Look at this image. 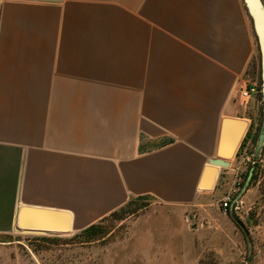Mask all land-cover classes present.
Segmentation results:
<instances>
[{
    "label": "crops",
    "instance_id": "obj_1",
    "mask_svg": "<svg viewBox=\"0 0 264 264\" xmlns=\"http://www.w3.org/2000/svg\"><path fill=\"white\" fill-rule=\"evenodd\" d=\"M255 56L243 0H0V236L21 207L81 232L149 198L131 243H177L154 210L196 202Z\"/></svg>",
    "mask_w": 264,
    "mask_h": 264
},
{
    "label": "rangeland",
    "instance_id": "obj_2",
    "mask_svg": "<svg viewBox=\"0 0 264 264\" xmlns=\"http://www.w3.org/2000/svg\"><path fill=\"white\" fill-rule=\"evenodd\" d=\"M255 42L243 87L253 84L257 94L242 106L238 94V119L247 127L229 167L219 169L215 183L202 189L195 203L154 210L182 214L185 234L177 243H131L130 219L152 204L143 198L97 223L92 239L74 231L0 236V264H264V92L256 36ZM226 197L231 207L224 213ZM166 248L171 251L161 250Z\"/></svg>",
    "mask_w": 264,
    "mask_h": 264
},
{
    "label": "water",
    "instance_id": "obj_3",
    "mask_svg": "<svg viewBox=\"0 0 264 264\" xmlns=\"http://www.w3.org/2000/svg\"><path fill=\"white\" fill-rule=\"evenodd\" d=\"M243 2L250 16L259 46L264 92V10L261 0H243ZM246 127V122L238 118H225L222 120L215 158L208 161V166L203 171L201 189H210L218 170L229 167L228 161L234 156ZM13 231L29 235L68 233L70 231V216L67 213L54 210L21 207Z\"/></svg>",
    "mask_w": 264,
    "mask_h": 264
},
{
    "label": "built area",
    "instance_id": "obj_4",
    "mask_svg": "<svg viewBox=\"0 0 264 264\" xmlns=\"http://www.w3.org/2000/svg\"><path fill=\"white\" fill-rule=\"evenodd\" d=\"M257 94V88L253 84L245 85L239 92V105H245ZM221 209L224 213L231 207V199L226 197L222 200Z\"/></svg>",
    "mask_w": 264,
    "mask_h": 264
},
{
    "label": "trees",
    "instance_id": "obj_5",
    "mask_svg": "<svg viewBox=\"0 0 264 264\" xmlns=\"http://www.w3.org/2000/svg\"><path fill=\"white\" fill-rule=\"evenodd\" d=\"M138 199H143V198H138ZM137 199V200H138ZM135 200H130L123 208H121L120 210L112 213L111 215H115L117 214L119 211H122L125 209V207L131 206L134 203ZM110 215V216H111ZM98 232V226L97 224H93L88 226L87 228H85L84 230H82L81 232H79V234L76 235V237H80V236H86L88 239H92L95 238L97 236Z\"/></svg>",
    "mask_w": 264,
    "mask_h": 264
}]
</instances>
